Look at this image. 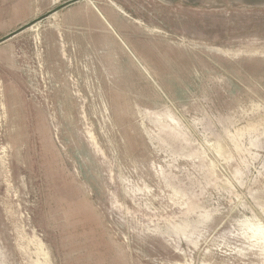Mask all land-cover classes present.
I'll list each match as a JSON object with an SVG mask.
<instances>
[{"label": "rangeland", "instance_id": "374dc122", "mask_svg": "<svg viewBox=\"0 0 264 264\" xmlns=\"http://www.w3.org/2000/svg\"><path fill=\"white\" fill-rule=\"evenodd\" d=\"M64 1L0 0V264H264V22Z\"/></svg>", "mask_w": 264, "mask_h": 264}, {"label": "water", "instance_id": "95a60500", "mask_svg": "<svg viewBox=\"0 0 264 264\" xmlns=\"http://www.w3.org/2000/svg\"><path fill=\"white\" fill-rule=\"evenodd\" d=\"M76 0H66L56 6L48 13L66 6ZM182 14L198 15L208 17L230 18L240 20H251L264 22V0H154ZM23 26L7 34L0 41H3Z\"/></svg>", "mask_w": 264, "mask_h": 264}]
</instances>
